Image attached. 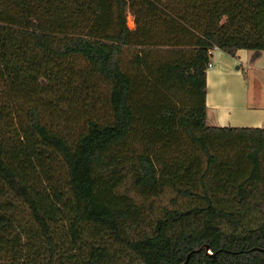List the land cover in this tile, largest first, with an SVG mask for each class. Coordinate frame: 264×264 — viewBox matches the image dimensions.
Masks as SVG:
<instances>
[{
    "label": "trees",
    "instance_id": "obj_1",
    "mask_svg": "<svg viewBox=\"0 0 264 264\" xmlns=\"http://www.w3.org/2000/svg\"><path fill=\"white\" fill-rule=\"evenodd\" d=\"M216 47L264 50V0H0V264H264V127L207 123Z\"/></svg>",
    "mask_w": 264,
    "mask_h": 264
},
{
    "label": "crops",
    "instance_id": "obj_2",
    "mask_svg": "<svg viewBox=\"0 0 264 264\" xmlns=\"http://www.w3.org/2000/svg\"><path fill=\"white\" fill-rule=\"evenodd\" d=\"M239 49L231 56L220 48L211 53L206 70V120L215 125H253L264 123V69L254 65V52ZM253 60V61H252ZM248 64L242 73L236 64Z\"/></svg>",
    "mask_w": 264,
    "mask_h": 264
},
{
    "label": "rangeland",
    "instance_id": "obj_3",
    "mask_svg": "<svg viewBox=\"0 0 264 264\" xmlns=\"http://www.w3.org/2000/svg\"><path fill=\"white\" fill-rule=\"evenodd\" d=\"M127 24L131 28L134 27V25H135V22L133 20V15L131 13H128V15H127ZM245 50H247L246 53L248 54V56H249L250 53H252L251 50H248V49H245ZM210 59H211V57H210ZM247 65L248 64L244 63L243 66L241 67L240 63L239 64L237 63L235 67H237L242 73H245V71L247 69ZM254 65H256V66L264 69V50H262L259 53V55L257 57H255V59H254ZM257 89L260 92H263L264 93V91L263 90H260L259 87H257ZM49 97L52 98V102H51L52 104H48L47 105V101L46 100L49 99ZM42 100H43V102H45V105L44 106L48 110L54 112V113L52 112L51 115L54 116V117H56V120L59 121V124L61 123L60 121L62 119L65 120V114H67V112L64 109L65 106L62 105L61 102H58L57 104H55L53 102V97L51 95L45 96ZM61 108H63V109H61ZM46 116H47V118H49V119L52 120L51 116H49V115H46ZM125 185H127V184H125ZM173 195H174L173 192H171L170 190H166L160 196H156V197H153V198H151L149 200H146L145 201L146 209L147 210H150L153 214L159 212V207H161L163 205H170L171 204V198H172ZM138 199L141 200L140 197H138ZM25 220H27L26 215L22 218V221H25ZM3 260H4V258H1V262Z\"/></svg>",
    "mask_w": 264,
    "mask_h": 264
},
{
    "label": "water",
    "instance_id": "obj_4",
    "mask_svg": "<svg viewBox=\"0 0 264 264\" xmlns=\"http://www.w3.org/2000/svg\"><path fill=\"white\" fill-rule=\"evenodd\" d=\"M205 246H206V248L208 247L207 245H205ZM256 248H258L260 250H264V247H256ZM188 256H189V253L187 254V258H188ZM187 258H186V260H187Z\"/></svg>",
    "mask_w": 264,
    "mask_h": 264
},
{
    "label": "built area",
    "instance_id": "obj_5",
    "mask_svg": "<svg viewBox=\"0 0 264 264\" xmlns=\"http://www.w3.org/2000/svg\"><path fill=\"white\" fill-rule=\"evenodd\" d=\"M211 65V62L208 63V66ZM262 127H264V123L261 124Z\"/></svg>",
    "mask_w": 264,
    "mask_h": 264
}]
</instances>
